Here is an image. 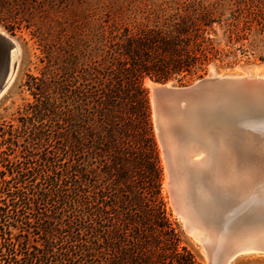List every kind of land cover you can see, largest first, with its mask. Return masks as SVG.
Returning <instances> with one entry per match:
<instances>
[{"label": "trees", "instance_id": "obj_1", "mask_svg": "<svg viewBox=\"0 0 264 264\" xmlns=\"http://www.w3.org/2000/svg\"><path fill=\"white\" fill-rule=\"evenodd\" d=\"M47 1L0 0V25L41 39ZM112 4L87 54L42 51L54 59L25 83L34 100L0 126V264H201L161 197L142 81L264 61V0Z\"/></svg>", "mask_w": 264, "mask_h": 264}, {"label": "water", "instance_id": "obj_2", "mask_svg": "<svg viewBox=\"0 0 264 264\" xmlns=\"http://www.w3.org/2000/svg\"><path fill=\"white\" fill-rule=\"evenodd\" d=\"M18 47L14 37L0 31V94L8 87L16 69ZM151 112L172 208L183 220L184 230L201 244L206 264H225L229 257L246 251L264 254V234H256L237 245L216 239L210 233L199 234L191 227L175 195L171 164L178 146H193L213 156L223 147L220 143L223 139L229 142L225 145L230 154L246 155L249 144L245 142L251 139L253 144V135L247 127L264 123V77L245 73L205 76L180 86L160 83L151 90ZM200 145L206 148L202 150ZM233 175L237 183L247 178L241 192L234 180L222 175L206 178L205 183L216 197L228 190L231 196L244 198L264 188L263 168L250 170L246 175L240 171Z\"/></svg>", "mask_w": 264, "mask_h": 264}, {"label": "rangeland", "instance_id": "obj_3", "mask_svg": "<svg viewBox=\"0 0 264 264\" xmlns=\"http://www.w3.org/2000/svg\"><path fill=\"white\" fill-rule=\"evenodd\" d=\"M113 1L115 0L47 1L48 4L45 5L43 14L34 18V25L32 26V28H36L41 39L32 37L29 29L22 28L21 31L11 34L0 25V30L14 37L20 45V54L14 76L8 87L0 94V126L7 128L9 124L16 125L23 114L26 104L34 100L31 91L26 87L25 83L30 75L41 76L44 66L51 64L54 59L53 55H51L50 62L47 63L42 51L46 47H51L54 51L53 47L55 45L67 49L70 44L73 51L77 54H87L98 45V18L105 16L107 12L116 11L112 4ZM245 70L248 72H245ZM245 73L250 74V76L255 73V75L261 76L264 74V61L258 59L242 60L234 65L223 67L210 65L203 75L186 77L181 80L156 81L149 77H144L142 84L147 89L149 102L151 103V89L144 83L147 78L159 83L167 82L169 86H180L192 83L200 77L219 74L240 76L245 75ZM158 149L160 150L159 157L162 168L161 197L168 216L180 233V244L187 246L201 264H206L201 244L184 230L183 220L172 210L171 198L168 195L167 188L164 186L165 167L162 155H160L161 149L159 145ZM228 264H264V254L255 252L241 253L230 260Z\"/></svg>", "mask_w": 264, "mask_h": 264}, {"label": "bare ground", "instance_id": "obj_4", "mask_svg": "<svg viewBox=\"0 0 264 264\" xmlns=\"http://www.w3.org/2000/svg\"><path fill=\"white\" fill-rule=\"evenodd\" d=\"M17 53L20 54V47ZM12 63L13 57L11 65ZM261 76L264 77V74ZM144 83L151 90L160 84L148 78L144 80ZM165 84L169 85L167 82ZM251 126L247 128L253 135V144L251 139L245 142L249 144V152L246 155L230 154L225 145L229 142L223 139L220 142L223 147L218 155L211 156L203 151H197L193 146L190 148L178 146L177 153L171 162L175 195L190 226L196 228L199 234L210 233L216 239L224 240L228 244L239 245L256 234H264V188L260 191L254 190L252 195L244 198L233 197L228 190L223 196L216 197L205 183V179L222 175L234 180L238 191L241 192L247 178L244 177L243 183H237L233 173L240 171L246 175L250 170L264 169V123ZM204 148L206 147L200 145V149ZM166 183L165 179V187ZM237 255L229 257L225 264Z\"/></svg>", "mask_w": 264, "mask_h": 264}]
</instances>
